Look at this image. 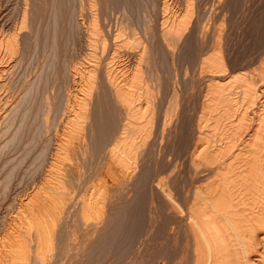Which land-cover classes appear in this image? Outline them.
Instances as JSON below:
<instances>
[{
	"label": "bare ground",
	"instance_id": "1",
	"mask_svg": "<svg viewBox=\"0 0 264 264\" xmlns=\"http://www.w3.org/2000/svg\"><path fill=\"white\" fill-rule=\"evenodd\" d=\"M251 2L0 0V264H264Z\"/></svg>",
	"mask_w": 264,
	"mask_h": 264
},
{
	"label": "rangeland",
	"instance_id": "2",
	"mask_svg": "<svg viewBox=\"0 0 264 264\" xmlns=\"http://www.w3.org/2000/svg\"><path fill=\"white\" fill-rule=\"evenodd\" d=\"M252 1V2H251ZM250 2H251V4L249 3L248 5H246L245 7H240L239 9H240V11H239V9L237 10V12H236V14L234 15V17H233V20L234 21H236V22H234L235 23V25L233 26V31H232V33H239V40L241 39L242 40V42H241V40H240V43L241 44H246L247 42V44H254V43H258L259 41H260V39L262 40V38L264 37V17H261V16H263V14H262V12H263V10H264V0H250ZM259 2V3H258ZM262 2V3H261ZM254 3H256V4H254ZM263 5V6H262ZM252 6V7H251ZM247 7V8H246ZM242 8V9H241ZM246 8V9H245ZM257 8V9H256ZM261 8V9H260ZM244 9V10H243ZM247 9H249V10H247ZM241 10H243L242 11V13H241ZM246 10H247V12H246ZM242 14V15H241ZM251 14V15H250ZM254 14V15H253ZM260 16V17H259ZM236 17H237V19H236ZM260 19H258V18ZM235 18V19H234ZM258 19V20H257ZM253 20V21H252ZM256 20L257 21H260L261 22V20H262V22L261 23H263V24H261L260 22L258 23V22H256ZM256 23H257V25L258 24H260L261 26H263L262 28H261V26H258L257 27V25H256ZM236 26V27H235ZM252 27V28H251ZM256 27V28H255ZM241 30H240V29ZM236 29V30H235ZM262 31V32H260V31ZM248 33V34H246V33ZM245 33V34H244ZM250 33H256V34H251L250 35ZM263 33V35H261ZM201 34H204V33H201ZM245 35V36H244ZM203 38H202V40L204 41V39H206L204 42H206L207 41V37H205L206 36V34L205 35H201ZM244 38H243V37ZM256 36H257V40H255V38H256ZM263 36V37H262ZM255 37V38H254ZM262 37V38H261ZM252 38V39H251ZM247 40V41H246ZM255 40V41H254ZM246 41V42H245ZM251 41V43H249ZM245 42V43H244ZM252 47H253V45H251ZM168 153V152H167ZM169 153H170V151H169ZM144 235H146V236H144ZM143 236H144V239H142V240H145L146 239V237L148 236V234H144ZM143 236H142V238H143Z\"/></svg>",
	"mask_w": 264,
	"mask_h": 264
}]
</instances>
